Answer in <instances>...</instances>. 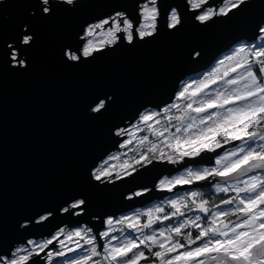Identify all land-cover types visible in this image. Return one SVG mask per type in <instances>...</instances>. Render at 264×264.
Wrapping results in <instances>:
<instances>
[{"label": "water", "instance_id": "95a60500", "mask_svg": "<svg viewBox=\"0 0 264 264\" xmlns=\"http://www.w3.org/2000/svg\"><path fill=\"white\" fill-rule=\"evenodd\" d=\"M147 2L77 0L74 7L65 5L41 21L33 16L35 0L0 1V255H10L29 240L52 238L65 227L91 228L102 245L99 233L108 218L143 209L175 192L208 190L264 173L256 169L227 179L210 177L179 185L174 192L159 189L162 179L188 168L214 167L218 155L241 142L236 141L177 165L152 161L114 182L93 179L94 170L120 151L127 138L117 135L121 129L135 125L147 110L161 112L175 103L185 81L210 72L234 48L256 42L264 33V0H247L229 16L205 24L194 19L199 10H191L187 0H158L154 36L132 44L121 40L79 64L62 58L65 46L83 43L86 26L116 12L126 13L139 26L140 9ZM220 2L210 0L208 6ZM173 7L182 16L178 30L167 27ZM24 30L34 38L22 53L28 67L21 69L13 67L11 52ZM105 95L114 101L109 110L102 116L91 113L93 101ZM77 199L86 202L82 211H62ZM47 212L51 216L37 223ZM57 246L54 242L33 257L36 264H46L43 256Z\"/></svg>", "mask_w": 264, "mask_h": 264}, {"label": "snow or ice", "instance_id": "6c2138e0", "mask_svg": "<svg viewBox=\"0 0 264 264\" xmlns=\"http://www.w3.org/2000/svg\"><path fill=\"white\" fill-rule=\"evenodd\" d=\"M77 0H35V12L33 16L41 21L51 19L58 10L63 6H75ZM152 5L147 4L141 9V19L139 26L133 23L124 12H116L114 16L106 18L96 24L88 25L84 29V34L81 37L82 44L73 48L71 45L65 46L62 50V58L71 64H79L87 58H93L96 53L101 51V47L91 39L97 29L107 28L108 39L103 41L104 46H114L121 40L129 44L139 38L144 40L150 38L158 32L159 8L157 0H149ZM247 3V0H221L219 6H208L209 0H187V5L194 11V19L205 24L215 17H227L230 13L238 10L242 5ZM182 16L177 8H171L168 14L167 27L170 30H178L182 26ZM260 31L264 32V25L260 27ZM34 33L30 30H24L19 34L17 46L12 48L11 61L13 67L26 69L28 61L22 56L27 48H30L33 43ZM199 55V53H194ZM255 69V70H254ZM232 73H238L232 77ZM231 77V78H230ZM223 81L228 87L223 90H217L214 97H209L200 102L196 108L192 107V103H187L186 109L197 114L208 113L200 118L197 123L195 118H191L183 127H176L175 133L171 136V141L168 147L172 149L173 154L166 157L171 164H176L184 160L185 157H198L202 153H213L221 148L224 144L231 141H243V144L234 147L231 151H227L222 155H218L215 159L217 166L204 168L202 170H193L188 168L186 175L177 176L174 179L161 180L160 187L167 188L168 191L177 184H192L194 181H206L209 177H220L227 179L234 173L244 174L252 172L256 169H264V44L256 46L241 45L238 50H235L232 55H227L219 61V67L214 68L203 79L194 80L192 84L183 86V89L178 92L177 99L191 100L192 97L199 96L205 92V89L210 84L214 85L217 82ZM193 84L196 85L194 90ZM113 99L110 95L97 97L90 106L91 113L102 116L106 113ZM238 107H226L227 105H237ZM169 107L175 108L177 105L173 103ZM209 109H225L223 112H210ZM169 108L163 109L167 112ZM158 115L156 112L141 113L139 121L148 125L151 130L152 126L148 122ZM187 115V113H185ZM184 116L178 117L181 121ZM168 119H171L169 117ZM211 122V123H209ZM164 131H167L165 129ZM180 133V135H177ZM128 134L126 129H121L117 135ZM155 135L163 136L164 132L156 133ZM130 135V134H129ZM260 143H257V142ZM148 141V137L141 138L140 143L144 144ZM126 143H131V140ZM150 146L147 149L148 153L152 154V158L156 157L157 150L159 151L160 159L165 158L163 149H157L155 143L149 142ZM125 144H121L124 147ZM147 154H143L137 164L141 160H146L147 163L152 162ZM109 159H115L110 157ZM107 165V161H105ZM131 167V165H129ZM130 174V173H129ZM113 173L108 171L107 167L94 170L93 179L96 181L107 180L111 181ZM116 179L121 177L117 173ZM227 191V189H220ZM246 193V197H241L237 207L230 210L231 214H239L242 219L238 223H233L231 227L228 224L219 226L217 221L220 217L229 216V211H219L212 214L211 223L206 227H202L197 221L201 220L200 216H196L193 220H186L179 223L176 227L171 228L168 234L161 230L157 234L143 235L139 242L129 233L128 239L120 241L117 236L110 237L111 229L99 233V237L105 243L98 244L95 235H89L92 232L91 228H77L75 231L68 234L67 239L71 241L73 237L76 240L77 248H82L83 245L90 246L83 254L74 257L70 264H264V178L252 176L245 182L243 188L237 189V193ZM141 193L137 192L136 195ZM200 193L192 191L186 196L191 200L193 205H196V197ZM186 196L182 195L176 199L169 201V204L174 211L172 216H183L182 207H187ZM84 199L74 200L67 207L63 208V212L80 209L82 211L85 205ZM226 204H232L233 200L224 201ZM207 200H201L199 210L207 213L208 209L205 205ZM156 212H163V208H156ZM153 209L148 211V222L145 223L143 229H151L153 224L160 219L159 216L152 218ZM51 212L39 216L37 223L46 221ZM78 215L77 212H72ZM163 219H169L168 215H164ZM128 221L127 227L134 231H142L137 219L136 223H132L128 217H123L116 221L124 223ZM107 225L113 224V219L108 218ZM27 224V222H26ZM189 224L198 229V235L194 238L192 233L183 235L185 243H181L180 239L175 237L182 236V229ZM26 226V225H24ZM63 232V229L60 230ZM56 237L45 239L42 242L29 240L28 244L31 247L17 248L10 255H0V264H36L33 257H40L41 253L53 244ZM83 241V245L80 243ZM113 241H118L113 243ZM197 241L201 243L196 247ZM61 245L64 241H59ZM147 250L149 255H146L144 250ZM156 249L153 251V249ZM99 249V250H98ZM181 249H186L180 251ZM75 251V249H69ZM173 253H177L173 255ZM47 257L52 258V252H47ZM62 251L56 252V256H63ZM149 256L154 257V260H149Z\"/></svg>", "mask_w": 264, "mask_h": 264}, {"label": "rangeland", "instance_id": "374dc122", "mask_svg": "<svg viewBox=\"0 0 264 264\" xmlns=\"http://www.w3.org/2000/svg\"><path fill=\"white\" fill-rule=\"evenodd\" d=\"M0 1H2V0H0ZM157 2H158V0H157ZM146 4L149 7L152 6L150 4V2H147V3L142 4L141 9ZM141 9H140V14H141ZM108 27H109V25L105 29H97L95 31V33L93 34V36L91 37V39L97 44V46L101 47V49L104 47H107V46L103 45V41L108 39V35H107V31H106ZM260 44H264V33L262 34V37L258 41L253 42V43H244L241 45H247V46L251 47V46H256V45H260ZM241 45L234 48L227 55H232L235 50H238L240 48ZM227 55H225L223 58H221V60L224 59ZM217 67H219V62L215 65L214 68H217ZM210 72L188 79L187 81H185L183 86H185L187 84H192V82L194 80L203 79ZM237 74L238 73H232V77H235ZM183 86L181 87V90L183 89ZM195 87H196V85L193 84V88L190 90H194ZM226 87H228V86L223 81L218 80L217 84H214V85L210 84L209 87L207 89H205V92L201 93L199 96L192 97L191 100H187V99H179L178 100L177 99L175 102L177 107H175V108L166 107V108H169V110L167 112H164L163 110L161 112H158L155 110L145 111L144 113H150V112L158 113V115L153 117V119L148 122L152 126L151 130L149 129L148 125H146V124H144L138 120L135 125L131 126L129 129H127L128 134L121 135V136H127L126 140L122 143V144H125V146L121 147V145H120V151L114 153L113 155L109 156L106 159L107 165H105V161H104V162H102V164L97 169H102L103 167H107L108 171L112 172L113 175L118 173L119 176L121 177L120 179L132 175L133 173L136 172V170H138L139 168L142 167L141 166L142 163H145L146 160H141L139 164L136 163V161L139 160L143 154H147L149 158H152V154L147 152V149L150 146L149 142L155 143L157 145V149H163L164 154H165V158L160 159L159 158L160 153L157 150L156 157L152 158V161L157 160V161L168 162L166 157L168 155L173 154L172 149L169 148L168 145L170 142L175 143L174 141H171V136L173 133H175L176 127H183V125L187 124L191 118H195L197 123H198L202 116L208 114V113L197 114L195 112H191V110L186 109L187 103H192V107L196 108L199 106L201 101L206 100L209 97H214L215 93L218 89L223 90ZM238 106H240V105L239 104L227 105L226 107H238ZM223 111H225V109H209V113L210 112H223ZM185 113H187V115H185ZM182 116L185 117L183 121L178 119V117H182ZM169 117H171V119H168ZM209 123H211V122H209ZM165 129H167V131H164ZM154 132H156V133L164 132V134H163V136L158 137L157 135L154 134ZM177 135H180V133H177ZM144 136L148 137L149 142H145L144 144H141L140 140ZM129 140H131V143H126ZM236 141H239V140L231 141L228 144H224L223 141L221 140V143L223 146H226V145H229V144L234 143ZM257 143H260V142L258 141ZM242 144H243V141H241L240 143H238L235 146L229 147L227 149V151H231L234 147L240 146ZM142 145L144 147L146 145H148L146 147L147 149L140 151L138 157L136 158V161H134V160L129 161L128 155L133 150L132 147L133 146H135V147L139 146L140 147ZM110 157H115V159H109ZM185 158H184V160H185ZM184 160L179 161L178 163H182V162H184ZM129 165H131V167H129ZM175 165H177V163ZM215 166H217V165H215ZM204 168H211V167H197V168H191V169L202 170ZM261 174H264V173H261ZM180 175H186V170L179 173L177 176H180ZM177 176L172 177V178H167V179H174ZM255 176L263 178L262 175H255ZM250 178H247V179H244L241 181H236V182L230 183V184L218 183L214 187H212L208 190H203V191L189 190V191L175 192L173 196L166 198L165 200L154 202L153 204L148 205L147 207H145L143 209H139V210L133 211L131 213L125 214L123 216H120L116 219H113V224L110 226L106 225V229L104 231L111 229L110 237L111 236H117L120 241L131 238V237H129V233H131V236L135 237L137 239V242H139V239H141L143 235L152 234L153 232H156L158 234L159 231L163 230V231H165V234L167 235L171 228L176 227L179 223H182L183 221L193 220V219H195L196 216L201 217V220L197 221V223H200L202 227H206V226H208V224L211 223L213 213H216L219 211H229L230 212V210H233L237 207V205L239 203V199L241 197L247 196V194L243 193V192L238 194L237 189L243 188L245 186V182L248 181ZM116 180H119V179H116L113 176L111 181L102 180V182H114ZM194 182H197V181H194ZM194 182L192 184H194ZM179 185H190V184H177L172 189L171 192H174L176 190L175 188ZM159 189L167 190V188H161L160 183H159ZM220 189H227V191H222ZM192 191H196V192L200 193V195L195 198L196 199V205H193L191 203V200L189 198H187V196H186L187 193H190ZM139 193H142V192H139ZM182 195L186 196V203L188 205L187 207L181 208V211L184 212V215L183 216H179V215L172 216L171 213L174 211V209L171 208L169 201L172 199H176ZM222 196H229V199L233 200V203L232 204H226L224 202L220 203L219 199ZM201 200H207L208 201V204L205 205V207L208 209L207 213H203L199 210V205H200ZM158 207L163 208L164 211L163 212H156L155 209ZM261 207L264 208V206H261ZM149 209H153L152 218L154 220L157 216H159L160 219L157 220L153 224L151 229H143L142 226L148 222V215L147 214H148ZM164 215H168L169 219H167V220L163 219ZM123 217H128L132 223H136V221L138 219L142 231H134L133 229H129L127 227L128 221H125L124 223H117L116 222ZM238 217H239V214H231V212H230L229 216L220 217L218 219L217 223L221 227L223 226V224H228L229 227H231L233 223H238V222H235L236 218H238ZM77 228H88V227H86V226L76 227V228L65 227V228H63V232L59 231L58 233H56V235H55L56 239L53 240V243L56 242V245H58V246L55 247L54 249L50 250L52 252V258L51 259H49L47 257V255L43 256V258H46V262H47L46 264H70L71 260L74 257H76L77 255L83 254L84 251L90 247L88 245H83V241H80V243L83 245V247L77 248L76 240L78 238L73 237V239L71 241H69L67 239L68 234L70 232L75 231ZM194 232H197V234H198V229L193 228L189 224L188 227L182 229V236L181 237H175V239H180L181 243H185V240L182 238L183 235H186L187 233H192V236L194 238L197 235ZM89 235H94V234H93V232H91V233H89ZM61 240L64 241L63 245H61L59 243V241H61ZM33 241H36V240H33ZM42 241L43 240H38L36 242H42ZM105 242L106 241H103V243H105ZM117 242L118 241H113V243H117ZM200 243H201V241H197V243L195 245H190L189 247H196ZM24 247L30 248L31 245H29V244L23 245V246H20L18 248H24ZM69 249H75V251H70ZM140 250H144L145 253L147 252V250L143 249L142 245H141ZM155 250L156 249L154 248L153 251H155ZM184 250H186V249H181L180 251H184ZM58 251H62L64 253V255L63 256H56V252H58ZM175 254H177V253H173V255H175ZM152 258H154V257H151L149 259H152ZM141 264H145V263L142 261Z\"/></svg>", "mask_w": 264, "mask_h": 264}, {"label": "built area", "instance_id": "2783aa9c", "mask_svg": "<svg viewBox=\"0 0 264 264\" xmlns=\"http://www.w3.org/2000/svg\"><path fill=\"white\" fill-rule=\"evenodd\" d=\"M148 145H146L145 147L142 145V146H133L132 147V151H131V153L128 155V160L129 161H132V160H134V161H136V158L138 157V155H139V153H140V151L141 150H146ZM150 163H147V161H145V163H142V167L143 166H147V165H149ZM260 175H262V177L264 178V174H260Z\"/></svg>", "mask_w": 264, "mask_h": 264}, {"label": "trees", "instance_id": "16d2710c", "mask_svg": "<svg viewBox=\"0 0 264 264\" xmlns=\"http://www.w3.org/2000/svg\"><path fill=\"white\" fill-rule=\"evenodd\" d=\"M142 166V165H141ZM226 200H230L229 199V196H222L220 199H219V202L220 203H223L224 201H226ZM195 234H197V232H194ZM194 234V235H195ZM198 235V234H197ZM146 255H149V253L148 252H146ZM149 258H151V256H149ZM150 261L151 260H154V258H152V259H149ZM145 263V262H144Z\"/></svg>", "mask_w": 264, "mask_h": 264}, {"label": "flooded vegetation", "instance_id": "af4514ba", "mask_svg": "<svg viewBox=\"0 0 264 264\" xmlns=\"http://www.w3.org/2000/svg\"><path fill=\"white\" fill-rule=\"evenodd\" d=\"M237 219V218H236Z\"/></svg>", "mask_w": 264, "mask_h": 264}]
</instances>
